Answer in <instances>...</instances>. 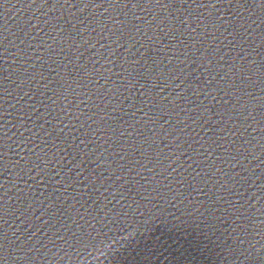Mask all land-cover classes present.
Here are the masks:
<instances>
[{
  "label": "water",
  "instance_id": "obj_1",
  "mask_svg": "<svg viewBox=\"0 0 264 264\" xmlns=\"http://www.w3.org/2000/svg\"><path fill=\"white\" fill-rule=\"evenodd\" d=\"M0 264H264V0H0Z\"/></svg>",
  "mask_w": 264,
  "mask_h": 264
}]
</instances>
